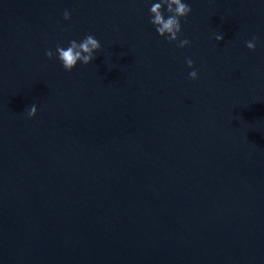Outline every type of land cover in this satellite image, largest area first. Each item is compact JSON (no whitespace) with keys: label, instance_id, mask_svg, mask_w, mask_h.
<instances>
[{"label":"water","instance_id":"obj_1","mask_svg":"<svg viewBox=\"0 0 264 264\" xmlns=\"http://www.w3.org/2000/svg\"><path fill=\"white\" fill-rule=\"evenodd\" d=\"M188 2L0 0V264H264V3Z\"/></svg>","mask_w":264,"mask_h":264},{"label":"clouds","instance_id":"obj_2","mask_svg":"<svg viewBox=\"0 0 264 264\" xmlns=\"http://www.w3.org/2000/svg\"><path fill=\"white\" fill-rule=\"evenodd\" d=\"M264 3V0H260ZM148 22L153 26L155 33L163 37L168 42H175L176 47L183 48L190 45L191 41L187 38H180L182 35L181 18L187 17L192 7L188 0H147ZM65 21L71 19L70 12L63 11ZM223 33H214V39L218 42L223 40ZM258 37L252 36L251 39L245 40L244 45L248 50H255L257 47ZM102 48L100 41L93 34L84 35L79 41L70 39L65 45L57 44L55 50L47 49L45 56L49 59L55 57L61 67L70 72L77 63L87 65L92 62L96 53ZM187 68L191 69L187 75L189 79L198 78V70L194 67V61L191 57H185ZM37 112L35 103L28 106L26 113L28 117H33Z\"/></svg>","mask_w":264,"mask_h":264}]
</instances>
